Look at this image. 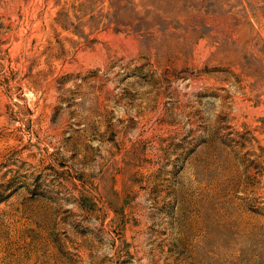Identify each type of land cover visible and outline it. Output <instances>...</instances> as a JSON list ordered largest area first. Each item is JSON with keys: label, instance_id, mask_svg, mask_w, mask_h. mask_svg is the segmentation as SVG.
Wrapping results in <instances>:
<instances>
[{"label": "rangeland", "instance_id": "rangeland-1", "mask_svg": "<svg viewBox=\"0 0 264 264\" xmlns=\"http://www.w3.org/2000/svg\"><path fill=\"white\" fill-rule=\"evenodd\" d=\"M0 264H264V0H0Z\"/></svg>", "mask_w": 264, "mask_h": 264}]
</instances>
